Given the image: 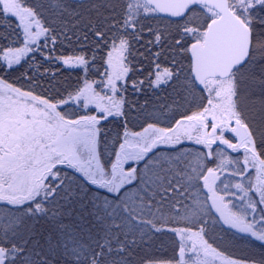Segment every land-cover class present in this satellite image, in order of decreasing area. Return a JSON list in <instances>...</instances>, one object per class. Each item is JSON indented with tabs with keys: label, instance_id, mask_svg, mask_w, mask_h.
<instances>
[{
	"label": "snow or ice",
	"instance_id": "snow-or-ice-1",
	"mask_svg": "<svg viewBox=\"0 0 264 264\" xmlns=\"http://www.w3.org/2000/svg\"><path fill=\"white\" fill-rule=\"evenodd\" d=\"M0 73V264H264V0H0Z\"/></svg>",
	"mask_w": 264,
	"mask_h": 264
},
{
	"label": "trees",
	"instance_id": "trees-1",
	"mask_svg": "<svg viewBox=\"0 0 264 264\" xmlns=\"http://www.w3.org/2000/svg\"><path fill=\"white\" fill-rule=\"evenodd\" d=\"M53 70H55V66H53ZM2 74L3 73H0V75H2ZM18 75H19L18 73H12V74L8 75V79L10 81H14ZM58 75L60 76L61 79L67 78L72 83H75V81L77 79V73H72L70 75L67 71H63L62 73H59ZM93 78H95V77H93ZM128 98L130 100L135 99V97L131 94V90H129ZM144 99H145L144 96H140L139 97L140 103H143ZM136 130H139V129L137 128ZM160 254L171 255L172 254V250H171L170 247H168L165 250H163Z\"/></svg>",
	"mask_w": 264,
	"mask_h": 264
},
{
	"label": "rangeland",
	"instance_id": "rangeland-1",
	"mask_svg": "<svg viewBox=\"0 0 264 264\" xmlns=\"http://www.w3.org/2000/svg\"><path fill=\"white\" fill-rule=\"evenodd\" d=\"M233 210H235V209H233Z\"/></svg>",
	"mask_w": 264,
	"mask_h": 264
}]
</instances>
